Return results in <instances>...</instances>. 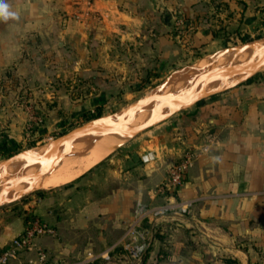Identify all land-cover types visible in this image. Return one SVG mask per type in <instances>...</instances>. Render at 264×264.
<instances>
[{
	"label": "crops",
	"instance_id": "1",
	"mask_svg": "<svg viewBox=\"0 0 264 264\" xmlns=\"http://www.w3.org/2000/svg\"><path fill=\"white\" fill-rule=\"evenodd\" d=\"M5 2L10 11L25 14L16 22L18 31L38 33L60 48L78 32L84 40L94 28H147L169 6V0ZM78 12L91 17L81 23L74 19ZM199 103L191 119L178 123L175 142L161 135L135 153L117 154L118 149L77 180L40 190L45 194L32 202V215L56 235L37 238L35 248L13 264L25 263L38 250L50 263L126 264L120 244L134 209L138 203H164L159 188L186 152L198 155L180 191L188 212L144 224L151 245L140 264H264V79ZM27 227L23 217L4 225L0 251Z\"/></svg>",
	"mask_w": 264,
	"mask_h": 264
},
{
	"label": "rangeland",
	"instance_id": "2",
	"mask_svg": "<svg viewBox=\"0 0 264 264\" xmlns=\"http://www.w3.org/2000/svg\"><path fill=\"white\" fill-rule=\"evenodd\" d=\"M15 13V18L0 19V168L22 154L28 163L33 150L37 156L46 154L56 139L87 123L121 117L132 106L166 92L175 74L198 67L203 58L225 56L230 49L264 38V0H169L168 10L155 13L147 28H94L84 40L76 33L72 43L62 48L33 31H18L16 22L23 21L25 14ZM89 17L85 12L74 15L81 23ZM243 37L249 42L243 44ZM256 79H264V67L232 79L231 85ZM193 98L192 93L186 97ZM170 105L166 114L173 108ZM194 110L181 105L172 116L151 122L147 126H153L126 141L117 154L135 153L161 135L167 143L175 142L178 123L184 117L191 119ZM65 147L62 152L68 151L67 158L74 159L70 143ZM41 192L0 206V233L12 219L33 216L31 205ZM24 193L16 191L5 200Z\"/></svg>",
	"mask_w": 264,
	"mask_h": 264
},
{
	"label": "bare ground",
	"instance_id": "3",
	"mask_svg": "<svg viewBox=\"0 0 264 264\" xmlns=\"http://www.w3.org/2000/svg\"><path fill=\"white\" fill-rule=\"evenodd\" d=\"M263 54L264 38H262L261 40H257L253 43H249L244 47H237V49L228 52L225 56L213 55L211 57L203 58L198 63V67H192L190 69L183 70L172 77L171 81L169 82L167 91L155 96V98L160 100L159 102L157 101L154 103V105H157L158 107H154V105L152 104L143 109L130 113L133 115L131 116L129 114L126 116L124 125L128 127L138 128L146 127L151 122L155 121L158 116H160L155 113V110L166 114V110L170 109L171 105L162 102V100L165 99L166 96L171 93H176V95L179 93L181 94L182 98H186L189 96L190 93L200 95L204 93H213L222 89L227 83L223 79H216L214 81H211V83L207 86L206 91L204 92L206 83L201 81V76L203 75L204 77L210 72L228 66L250 63L260 58ZM245 75L246 74L239 75L234 77L233 79L237 78L238 80L239 78L240 80ZM122 116L119 118H110L109 124H117L122 119ZM128 140L129 138H126L121 134L112 132H109L104 135L95 133L81 138L78 137V139L75 140L74 145L71 147L70 153L71 155L75 154V158L72 160L71 158L61 160L58 163L56 169L44 178H42L38 182L37 186L34 185L39 179L34 177L33 179L25 181L20 186L14 188L17 182L20 181L23 177L36 175L38 173L44 172L49 167L45 165L33 164L30 161H28V163L25 162L26 155L18 157L13 162L5 166L2 170H0V195H4L5 200V198L16 195L14 194L16 191L18 192V194H21L22 192L32 190H50L54 189V187L58 188L60 186L69 184L77 180L83 174L90 171L96 165L103 162L115 151L120 149ZM66 148L67 147H64L63 149ZM41 150L42 149H38V151H36L37 154H40ZM24 169L26 170L24 171ZM19 172L20 174L18 178L15 179ZM21 176L22 178H20ZM14 181L16 183H13Z\"/></svg>",
	"mask_w": 264,
	"mask_h": 264
},
{
	"label": "built area",
	"instance_id": "4",
	"mask_svg": "<svg viewBox=\"0 0 264 264\" xmlns=\"http://www.w3.org/2000/svg\"><path fill=\"white\" fill-rule=\"evenodd\" d=\"M197 157L198 155L194 152H186L181 157L180 162L171 168L167 180L162 183L159 189V192L166 196L165 203L157 205L137 204L134 209V218L120 244L128 260L126 264H140L150 248L148 233L143 227L145 223H157L171 215L188 212L189 205L183 206L179 199L180 191ZM46 235L55 236L56 232L42 220H33L23 234L15 237L0 251V264H13V262L19 260L23 253L35 248L37 238ZM22 264L66 263H50L47 253L43 250H38L35 257L29 258Z\"/></svg>",
	"mask_w": 264,
	"mask_h": 264
},
{
	"label": "water",
	"instance_id": "5",
	"mask_svg": "<svg viewBox=\"0 0 264 264\" xmlns=\"http://www.w3.org/2000/svg\"><path fill=\"white\" fill-rule=\"evenodd\" d=\"M230 51H232V50H229L228 52H230ZM262 67H264V54L260 58L256 59L255 61H252L250 63L228 66V67L221 68L219 70H216V71H213V72L206 74L204 76V78L201 79V81H204V79H205L204 82L206 83V86L204 88V92L206 91V88L211 83V81H214L216 79H223L227 84L222 89H220L216 92H213V93H204V94H200V95L192 94L194 96V98L191 100H188L186 98H182L180 95L168 96L166 98L167 101L165 103L173 104L172 105L173 108H172L171 112H169L168 114L161 115L162 117L159 116V118L156 119L154 124H156L157 122L163 121L164 119L175 114V112L178 111V109L181 105L193 107L197 103L201 102L203 99L212 97L213 95H215L217 93H220V92L227 90L228 88H230L232 86L231 85L232 82H230V81L234 77L259 70ZM157 101H158V99L154 97V98L149 99L146 102H140V103L132 106L122 116V119L117 124H109L110 118L98 119L94 122L87 123L83 127L79 128V129H77V130H75V131H73L67 135L62 136L59 139H56L53 142L52 147L50 148V150L46 154L37 156L34 154V150H33L32 154H28L30 156V162H32L33 164H37V165H45V166H48L49 168L46 171L38 173L36 175L23 177L20 181L17 182V184L15 185L14 188L20 186L25 181H29V180L33 179L34 177L39 179L34 185V186H37L38 182L42 178H44L45 176H47L48 174H50L52 171H54L56 169L58 163L61 160H64L67 158V154L63 153L62 149L66 146V144L68 142L70 143V146L72 147L75 143V140L78 139V137L80 138V137L90 135V134H94V133L104 135V134H107L109 132L121 134L124 137L129 138V139L135 137L136 135H138L142 131L146 130L147 128L153 126L154 124L149 126V127H141V128L128 127V126L124 125V121H125L126 116L129 115L130 113L134 112V111L143 109V108H145L151 104H154ZM22 155H24V154H22ZM22 155H17L15 157H13L10 161L5 163L0 168V170H2L5 166H7L11 162H13L16 158H18L19 156H22ZM32 191H30V192H32ZM30 192H26V193L22 194L21 196H19L18 198L11 200V201L4 200V195H0V206L4 205L6 203H10V202H13L15 200H18L20 197H22L23 195L28 194ZM262 207H264V203L262 204Z\"/></svg>",
	"mask_w": 264,
	"mask_h": 264
},
{
	"label": "clouds",
	"instance_id": "6",
	"mask_svg": "<svg viewBox=\"0 0 264 264\" xmlns=\"http://www.w3.org/2000/svg\"><path fill=\"white\" fill-rule=\"evenodd\" d=\"M16 13L9 10L8 4L5 0H0V19L8 20L9 18H15Z\"/></svg>",
	"mask_w": 264,
	"mask_h": 264
},
{
	"label": "trees",
	"instance_id": "7",
	"mask_svg": "<svg viewBox=\"0 0 264 264\" xmlns=\"http://www.w3.org/2000/svg\"><path fill=\"white\" fill-rule=\"evenodd\" d=\"M241 42H242L243 44L248 43V42H249V38H248V37H243V38L241 39ZM201 104H203V101L200 102V103L198 104V106H200ZM89 118H92V117H89ZM89 118H88V119H89ZM6 150H7V149H6ZM6 150L3 152V154L6 153ZM40 194H41V196H44L45 193H44V192H41ZM23 218H24V217H23ZM35 219H36V217H34V216H30V214H29V216H27V217L24 218L25 223L28 224V226H29L30 222H32V221L35 220Z\"/></svg>",
	"mask_w": 264,
	"mask_h": 264
}]
</instances>
